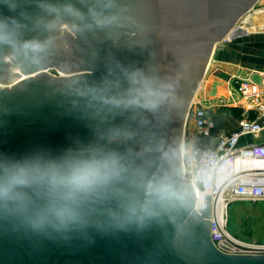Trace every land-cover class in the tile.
<instances>
[{"label":"water","instance_id":"obj_1","mask_svg":"<svg viewBox=\"0 0 264 264\" xmlns=\"http://www.w3.org/2000/svg\"><path fill=\"white\" fill-rule=\"evenodd\" d=\"M258 1L0 0V176L119 161L117 175L71 198L42 181L23 209L0 204V264H264L214 248L210 195L195 209L181 158L213 51L247 34L236 25ZM60 206L77 221L55 222ZM142 207L153 215L136 222ZM38 214L50 222L33 228Z\"/></svg>","mask_w":264,"mask_h":264},{"label":"built area","instance_id":"obj_2","mask_svg":"<svg viewBox=\"0 0 264 264\" xmlns=\"http://www.w3.org/2000/svg\"><path fill=\"white\" fill-rule=\"evenodd\" d=\"M224 42H230L229 38ZM237 90L245 96L257 94L248 83H240ZM190 109L192 134L189 145L185 150L183 147L182 171L195 190V209H203V195H210L212 245L225 255L264 256V243L243 241L228 231L229 204L233 200L264 201V166H254L264 162V141L239 146L243 136H264V119L260 122L242 118L237 130L214 134L216 122L209 109L200 102L193 103ZM207 140H213L214 146Z\"/></svg>","mask_w":264,"mask_h":264},{"label":"crops","instance_id":"obj_3","mask_svg":"<svg viewBox=\"0 0 264 264\" xmlns=\"http://www.w3.org/2000/svg\"><path fill=\"white\" fill-rule=\"evenodd\" d=\"M246 30V35L230 43L224 42L225 47L220 50L218 58H215V55L211 57L207 70L213 74L205 83L202 99H198V102L209 109L213 119H217L220 124L219 134H228L237 130L238 122L242 118L260 122L264 119V110L260 109H264V33L253 36L248 32L264 31V25L254 22ZM218 68L221 70L219 71ZM240 83L253 85L257 94L242 95L237 90ZM213 87L216 90L214 94H211ZM263 141V134L243 136L239 140V146H248ZM205 142L210 146L215 144L213 140ZM254 166H264V162H257ZM229 205H264V201L233 200Z\"/></svg>","mask_w":264,"mask_h":264},{"label":"clouds","instance_id":"obj_4","mask_svg":"<svg viewBox=\"0 0 264 264\" xmlns=\"http://www.w3.org/2000/svg\"><path fill=\"white\" fill-rule=\"evenodd\" d=\"M14 10V9H12ZM15 22V18H6ZM6 21H0V29L7 28ZM0 40H7V33H0ZM24 47L33 52H41L45 48L43 42L29 40L24 42ZM119 161L111 158L106 161H89L73 166L67 173H62L56 168H42L40 166L13 165L6 166L4 175L0 176V204L6 209L10 206L23 209L28 203V194L24 190L35 183L46 181L52 187H64L69 190V198L76 193L93 187L98 182L107 181L118 174ZM163 184L156 188V193L163 197L166 193ZM143 215H137L135 211L132 216L136 222H142L146 216L153 213L147 207H142ZM50 216L61 225H68L77 221L76 212L69 206L54 207L50 210ZM50 222L48 216L38 214L32 219L33 228H40ZM130 222L131 219H130Z\"/></svg>","mask_w":264,"mask_h":264},{"label":"rangeland","instance_id":"obj_5","mask_svg":"<svg viewBox=\"0 0 264 264\" xmlns=\"http://www.w3.org/2000/svg\"><path fill=\"white\" fill-rule=\"evenodd\" d=\"M242 17V19L238 21L236 27H239L241 29L245 27L248 28L249 26L253 25L254 22H257L260 25H264V0H259L253 6V8L247 11ZM247 28L243 30L247 31ZM248 32L253 36L258 35V33H264V31L262 30H254ZM224 47V42L218 44L215 47L212 56L214 57L215 55V58H218L220 55V50ZM218 69L219 71L221 70L220 68ZM206 73L207 74L205 75L199 89L197 90L194 99L191 101L190 107L193 103H197L198 99H202L205 91V83L207 82V79H209L211 74H213L211 73V71L208 72V70L206 71ZM51 74L57 76V73L55 71H51ZM215 90V87H213L211 94H214ZM190 111L191 109H189L184 122V131L181 142V158L183 155V147L185 150L189 145V139L191 138L190 136L192 134ZM228 231L230 234L243 241H257L264 243V205H230L228 211Z\"/></svg>","mask_w":264,"mask_h":264},{"label":"trees","instance_id":"obj_6","mask_svg":"<svg viewBox=\"0 0 264 264\" xmlns=\"http://www.w3.org/2000/svg\"><path fill=\"white\" fill-rule=\"evenodd\" d=\"M214 120H215V122L217 121V119H215V118H214ZM218 130H220V124L217 121L216 122V130H215L214 134L218 133Z\"/></svg>","mask_w":264,"mask_h":264},{"label":"bare ground","instance_id":"obj_7","mask_svg":"<svg viewBox=\"0 0 264 264\" xmlns=\"http://www.w3.org/2000/svg\"><path fill=\"white\" fill-rule=\"evenodd\" d=\"M242 18H243V17H242ZM242 18H241V19H242ZM244 18H245V17H244ZM241 19H240V20H241ZM199 91H200V90H199Z\"/></svg>","mask_w":264,"mask_h":264},{"label":"flooded vegetation","instance_id":"obj_8","mask_svg":"<svg viewBox=\"0 0 264 264\" xmlns=\"http://www.w3.org/2000/svg\"><path fill=\"white\" fill-rule=\"evenodd\" d=\"M189 115V114H188Z\"/></svg>","mask_w":264,"mask_h":264}]
</instances>
